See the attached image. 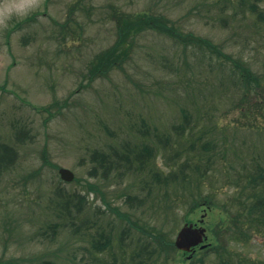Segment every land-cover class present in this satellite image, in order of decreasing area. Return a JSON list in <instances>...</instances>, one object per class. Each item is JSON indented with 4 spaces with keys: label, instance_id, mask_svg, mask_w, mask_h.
I'll return each mask as SVG.
<instances>
[{
    "label": "rangeland",
    "instance_id": "1",
    "mask_svg": "<svg viewBox=\"0 0 264 264\" xmlns=\"http://www.w3.org/2000/svg\"><path fill=\"white\" fill-rule=\"evenodd\" d=\"M110 4L207 37L261 87L243 95L230 63L151 30L90 77L116 39ZM0 143L15 152L0 164V264H264V223L244 211L264 167V0H0ZM179 172L210 200L190 208ZM186 221L224 249L160 251L150 232L173 241Z\"/></svg>",
    "mask_w": 264,
    "mask_h": 264
},
{
    "label": "trees",
    "instance_id": "2",
    "mask_svg": "<svg viewBox=\"0 0 264 264\" xmlns=\"http://www.w3.org/2000/svg\"><path fill=\"white\" fill-rule=\"evenodd\" d=\"M109 17L114 21L116 27V39L115 41L107 47L105 50L97 53L90 63V77L94 75H104L111 68L123 66L124 61L129 56L134 44L136 43L137 38L139 37L142 32L151 30L157 32L159 34H163L165 36L170 37L174 43L180 44L184 49H195L198 53L207 54V56L212 57L211 55H215L218 59H221L223 65L224 63H230L232 71L235 73L236 70L239 71L238 79L240 83L245 87L244 94H251L252 89L254 87H261L257 75L250 69L248 65H243L239 59L232 57L231 55L223 52L220 47L213 43L207 37H203L197 34H194L192 31H184L177 27V25L162 15L161 13H153V12H125L118 6H113L110 4L109 6ZM254 85V87H252ZM185 118H187L185 116ZM181 128L184 130L183 126ZM181 130L183 133L184 131ZM10 147H6L4 143H0V164L2 163L3 158H8L9 153V160H13L12 157L15 155V152L9 151ZM135 156L140 160V164L143 166L144 162H141V159H145V153L150 154L149 148L143 146L141 149L138 148L135 151ZM147 155V156H148ZM107 154L103 152L95 151L92 157L97 160L98 165L104 168V172H109L111 164H106L107 161ZM120 158L129 159L127 154H120ZM140 165V166H141ZM1 166V165H0ZM258 170L255 173H251L247 176V184L248 187L251 189V197H255L254 201L247 205L244 208L245 213L255 215V219L258 221H263L264 223V167L257 165ZM96 167H94V170ZM197 169V168H196ZM197 173L206 172H199L196 170ZM180 174H175L170 176L174 179L180 178V185H184L183 187L190 193L191 196V203L189 205L190 208L193 206H198L202 204L199 198H204L205 202L210 200L209 195L203 194L202 188V181L194 182L191 175H187L185 172H179ZM155 172L152 174L154 175ZM156 178H160L159 174H156ZM166 180V179H165ZM92 186L89 184V188ZM194 195H197L194 197ZM81 199V198H80ZM201 202V203H200ZM106 205L110 206L109 203L106 202ZM112 209V208H111ZM230 218V215H226ZM223 224H226V220L223 219ZM222 227V226H221ZM144 229L143 227H141ZM150 232V236H152L153 240L157 243L159 250L162 252L168 253L169 250L173 249L176 251V248L173 245V241L166 238L163 231L160 229L155 228ZM228 229V227H226ZM211 230L213 231L212 234L214 235L215 232V224L213 223L211 226ZM220 230V228L218 229ZM102 237L101 245L98 246V249L107 248L109 246L110 238L104 233L100 234ZM94 242V241H93ZM223 239L219 240L218 245L211 244L210 247L206 249H214L218 252V249L223 248ZM95 244V242L93 243ZM224 249V248H223ZM193 259V258H192ZM202 260L201 257L198 258ZM141 264H144V261H140ZM40 264H56L53 262H44ZM103 264V263H102ZM221 264H226L221 262ZM252 264H263V263H252Z\"/></svg>",
    "mask_w": 264,
    "mask_h": 264
},
{
    "label": "water",
    "instance_id": "3",
    "mask_svg": "<svg viewBox=\"0 0 264 264\" xmlns=\"http://www.w3.org/2000/svg\"><path fill=\"white\" fill-rule=\"evenodd\" d=\"M58 173L61 179L65 181H71L74 178L73 172L65 167H60ZM204 239H206L204 227L194 226L192 223H184L175 236L174 245L180 250L190 251L191 247L196 246ZM205 246L206 244H202L200 248Z\"/></svg>",
    "mask_w": 264,
    "mask_h": 264
}]
</instances>
